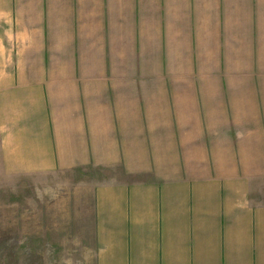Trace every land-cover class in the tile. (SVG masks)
Here are the masks:
<instances>
[{
  "label": "crops",
  "instance_id": "obj_1",
  "mask_svg": "<svg viewBox=\"0 0 264 264\" xmlns=\"http://www.w3.org/2000/svg\"><path fill=\"white\" fill-rule=\"evenodd\" d=\"M94 170L95 264H264V0H0V187Z\"/></svg>",
  "mask_w": 264,
  "mask_h": 264
},
{
  "label": "rangeland",
  "instance_id": "obj_2",
  "mask_svg": "<svg viewBox=\"0 0 264 264\" xmlns=\"http://www.w3.org/2000/svg\"><path fill=\"white\" fill-rule=\"evenodd\" d=\"M94 171L1 186L0 264H95L92 183L80 182L107 174Z\"/></svg>",
  "mask_w": 264,
  "mask_h": 264
}]
</instances>
